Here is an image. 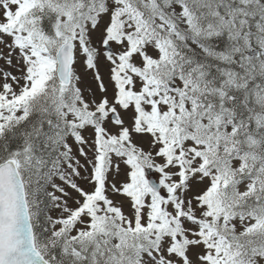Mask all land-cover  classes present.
Wrapping results in <instances>:
<instances>
[{
    "label": "snow or ice",
    "instance_id": "6c2138e0",
    "mask_svg": "<svg viewBox=\"0 0 264 264\" xmlns=\"http://www.w3.org/2000/svg\"><path fill=\"white\" fill-rule=\"evenodd\" d=\"M0 264H264V0H0Z\"/></svg>",
    "mask_w": 264,
    "mask_h": 264
}]
</instances>
